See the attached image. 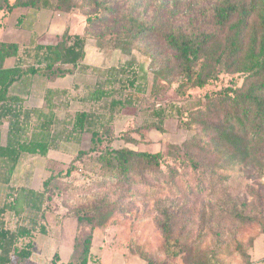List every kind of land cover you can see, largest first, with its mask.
Segmentation results:
<instances>
[{"label":"trees","instance_id":"obj_1","mask_svg":"<svg viewBox=\"0 0 264 264\" xmlns=\"http://www.w3.org/2000/svg\"><path fill=\"white\" fill-rule=\"evenodd\" d=\"M80 1L0 0L3 17L15 8H49L69 13L82 3L80 9L85 14L83 33L73 34L66 27L55 44H40L35 39L26 45L0 41V182L7 187L5 202L0 205V264L26 263L36 233H47L49 202L66 189L59 177L69 176L77 168L76 161H83L85 155L92 156L100 179L86 184L84 192L110 185L138 198L153 197L160 189L184 199L219 193L225 190L235 167L264 165V0H200L188 3L186 9H182L184 0H165L152 13L149 6L142 10L144 0ZM103 37L112 41L111 48L123 54L138 49L148 59L146 70L142 71L144 65L134 60L106 68L83 63L87 38ZM10 57L15 63L7 67L4 62ZM147 70L152 75L149 95L153 98L163 93L172 80L178 81L179 94L191 87L203 88L222 72L239 73L242 82L207 92L195 108L182 109L175 104L155 108L156 122L133 131L141 141H151L144 131L164 133L162 123L169 116L176 119L177 128L193 131L181 144L168 142L164 150L158 151L112 147L115 136L103 122L99 108L76 110L66 122L59 121L55 108L58 98L69 99L65 89H47L44 109L26 108L23 98L11 93L14 83L32 76L53 79L77 71L89 73L96 81L85 84L81 99L101 103L110 120L119 108L133 103V93L147 90ZM4 118L8 119V131L6 142L2 143ZM60 123L63 128L56 130ZM84 132L90 135L89 146L78 149L65 171L50 172L40 189L10 186L22 154L47 156L50 149L56 148V141H78ZM117 137L131 143L129 131ZM6 211L16 216L27 212L28 223L18 224L14 230L7 228L3 222ZM117 212L119 209L105 199L76 206L74 247L64 264H90L94 229L112 223ZM234 218L244 224L255 220L240 212L234 213ZM84 223L89 225V231L81 238L77 232ZM175 223V214L166 209L157 223L165 257L157 264L177 263L182 248L173 236ZM141 259L145 264H154L145 257ZM59 260L56 251L50 263ZM185 264L219 262L198 257Z\"/></svg>","mask_w":264,"mask_h":264},{"label":"rangeland","instance_id":"obj_2","mask_svg":"<svg viewBox=\"0 0 264 264\" xmlns=\"http://www.w3.org/2000/svg\"><path fill=\"white\" fill-rule=\"evenodd\" d=\"M164 1L144 0L141 2V8L144 10L149 6L148 9L152 13L159 7V3ZM192 1L200 0H184L182 9H186L188 3ZM82 4L78 5L79 8L72 9L68 15L73 34L83 33L85 14L80 9ZM95 42L105 48L113 47L112 41L107 37L97 39ZM98 49L94 51L91 46L86 47L85 58L98 63L101 59V48ZM120 59L134 60L136 64H143L142 71L146 70L148 64V59L138 49H132L130 54L120 55ZM147 75L149 76L146 79L147 90L133 93V103L119 108L112 119L109 120L108 111L101 109V103H84L78 98L84 93L75 92L69 95V99L66 97L63 99V96L61 100L57 99L58 107L55 111L59 113V121L65 120L66 122L76 110L99 108L103 122L111 127L115 136L111 143L112 147L125 146V142L117 136L121 132L129 131L132 138L128 145L131 149L164 150L168 142L181 144L185 139L190 138L193 131L177 128L176 119L169 116L162 123L164 133L155 129L144 131L151 141L148 143L141 141L138 134L133 131L143 124L156 122L153 114L155 108L168 107L172 104L182 109L195 108L203 102L207 92L239 85L242 82L241 74L222 72L216 81L208 83L203 88L191 87L186 89L184 94H179L176 91L178 81L172 80L170 85L165 86L163 93L153 98L149 95L152 78L149 70H147ZM62 124H58L56 130L62 129ZM33 126L34 120L30 122L28 133ZM7 131L8 119L4 118L1 126L3 143L7 139ZM89 137V133L84 132L79 136L78 141L74 138L60 139L55 143L56 148L51 149L47 156L22 154L10 180V186L16 188L26 185L40 189L41 182L50 172L65 171L78 149L88 148ZM75 165L76 170H73L69 176L62 174L59 177L64 182L63 185L66 188L64 192L54 196L49 202L50 207L46 212L45 222L53 228L51 231L64 221L62 231L70 232L76 220L73 213L76 206L88 205L105 199L113 203L119 212L114 215L112 223L100 230L105 232L107 242L115 243L121 250H127L139 258L145 257L154 264L164 259V240L157 223L161 221L162 214L167 209L175 214L176 223L173 236L178 238L182 248L178 256L179 262L192 263L201 257L216 259L219 264H264V165L263 167L250 165L247 168L237 166L232 171L224 191L196 198L188 196L185 199L174 195L168 189H160L157 195L153 197L146 195L145 198L143 196L138 198L134 194L110 185L103 189L84 192V186L91 180L100 179V175L96 172L92 156L85 155L83 161H76ZM6 192L7 187L0 182V205L5 202ZM127 207L129 209L123 211ZM236 212L252 215L255 220L248 224L241 223L234 218ZM28 217L27 212L16 216L6 211L3 215V222L7 228L14 230L18 224L28 223ZM38 222H40L39 218ZM88 228L89 225L86 223L79 226L78 236L82 238L89 231ZM100 252L103 253V263H110V244H105ZM25 264L32 263L26 261Z\"/></svg>","mask_w":264,"mask_h":264},{"label":"crops","instance_id":"obj_3","mask_svg":"<svg viewBox=\"0 0 264 264\" xmlns=\"http://www.w3.org/2000/svg\"><path fill=\"white\" fill-rule=\"evenodd\" d=\"M69 14L70 13L53 11L49 8H15L4 17L2 12H0V41L17 42L18 44L26 45L32 39H35L36 43L55 44L60 39V35L66 27H68L70 32L72 30L71 21L68 16ZM95 41V39L87 38L85 51L86 47L91 46L95 51L99 48H97V46H100L101 59H99L98 63H95L94 60L90 61L88 58L86 59L84 57L83 63L90 66L106 68L109 66H116L118 63H124L126 61L120 59V55L123 54L119 49L105 48L98 45ZM14 63L15 59L10 57L5 60L4 65L9 67ZM95 81L96 77L94 75L78 71L72 75L56 77L53 79L32 76L23 81L14 83L11 88V93L20 95L23 98V106L26 108L44 109V93L47 89H65L68 92V96H71L75 92H78L79 94L84 93L85 84H94ZM82 95L78 97L80 100H82ZM82 101L84 103L87 102L84 100ZM55 113L59 117V113L56 111ZM128 144H130V142H125L126 147H129ZM30 187L35 188L34 186ZM64 223L65 222L59 223L54 227L53 231H51L52 227L46 224V234L36 233L33 239L32 253L27 260L28 262L32 264H52L50 263V260L56 251L59 254L60 260L55 264H64L68 260L73 251L75 232L74 230H71L70 232H66L67 234L64 233L62 231L65 225ZM105 244H110L111 247V260L110 263L106 264H145V262L137 255L131 254V252H128L127 250H121L115 245V243L107 242L105 232H102L99 228H95L90 248V257L97 261L96 264H104L103 253L101 254L100 249H102ZM176 264L183 263L177 260Z\"/></svg>","mask_w":264,"mask_h":264},{"label":"built area","instance_id":"obj_4","mask_svg":"<svg viewBox=\"0 0 264 264\" xmlns=\"http://www.w3.org/2000/svg\"><path fill=\"white\" fill-rule=\"evenodd\" d=\"M96 263H97V261L92 259L90 264H96Z\"/></svg>","mask_w":264,"mask_h":264}]
</instances>
